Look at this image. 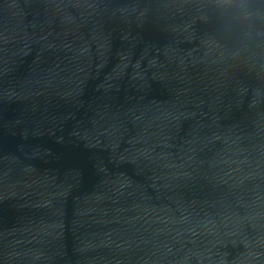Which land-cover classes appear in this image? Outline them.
<instances>
[{
	"label": "water",
	"instance_id": "water-1",
	"mask_svg": "<svg viewBox=\"0 0 264 264\" xmlns=\"http://www.w3.org/2000/svg\"><path fill=\"white\" fill-rule=\"evenodd\" d=\"M0 0V264H264V0Z\"/></svg>",
	"mask_w": 264,
	"mask_h": 264
},
{
	"label": "clouds",
	"instance_id": "clouds-1",
	"mask_svg": "<svg viewBox=\"0 0 264 264\" xmlns=\"http://www.w3.org/2000/svg\"><path fill=\"white\" fill-rule=\"evenodd\" d=\"M217 3L219 6H228L234 9L242 21H248L253 15L251 0H217Z\"/></svg>",
	"mask_w": 264,
	"mask_h": 264
}]
</instances>
